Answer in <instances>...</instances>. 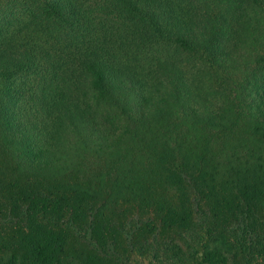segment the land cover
Instances as JSON below:
<instances>
[{"label":"trees","instance_id":"16d2710c","mask_svg":"<svg viewBox=\"0 0 264 264\" xmlns=\"http://www.w3.org/2000/svg\"><path fill=\"white\" fill-rule=\"evenodd\" d=\"M23 7L0 13V264H264V0Z\"/></svg>","mask_w":264,"mask_h":264},{"label":"rangeland","instance_id":"374dc122","mask_svg":"<svg viewBox=\"0 0 264 264\" xmlns=\"http://www.w3.org/2000/svg\"><path fill=\"white\" fill-rule=\"evenodd\" d=\"M24 4H25V0L24 1L23 0H0V13H3L5 15V17H7V15L10 13L12 14L16 8L20 9L21 12H25L26 10L23 7ZM21 12H19V14ZM2 22H3V20H2ZM3 202H5V207H4L3 212L1 213V215H3V216L0 217V227L3 225V222L9 218V216L11 214L10 205L12 206V203H10L8 200H4ZM122 214L123 215L126 214V216H125L126 220H124V222H125L124 226H125L126 232H128L129 235L134 239V242H137V243L141 242V238L139 237V235L138 236L133 235V231H132L133 229H131V228H134V226H136V224L137 225L141 224V226H143V223L145 224L148 221V219L145 216L141 215L142 212H141L140 208H138L137 206L126 207L125 210L122 212ZM73 219H75V218H73V217L69 218L68 221H71L74 223L73 227L75 230L76 229L79 230V228H77V227H80V225H83L82 228L85 229V225L83 222L80 221V219H78V218L76 220H73ZM136 229H137V227H135V230ZM4 231L6 232V227H5ZM147 232H148V230H146L144 237L149 238V240L152 239L153 234L151 233V234L146 235ZM81 233L83 234L84 230H82ZM177 239H178L180 246L181 245L183 246L182 240H179L178 236H177ZM183 250L184 251L187 250V247L183 246ZM131 252H132V249H131ZM133 254H136V253H133Z\"/></svg>","mask_w":264,"mask_h":264}]
</instances>
